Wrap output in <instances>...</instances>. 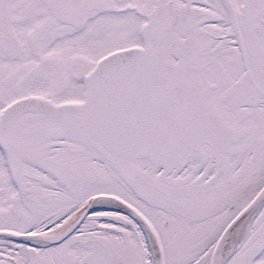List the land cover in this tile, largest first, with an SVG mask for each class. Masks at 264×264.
<instances>
[{
  "label": "snow or ice",
  "instance_id": "6c2138e0",
  "mask_svg": "<svg viewBox=\"0 0 264 264\" xmlns=\"http://www.w3.org/2000/svg\"><path fill=\"white\" fill-rule=\"evenodd\" d=\"M0 264H264V0H0Z\"/></svg>",
  "mask_w": 264,
  "mask_h": 264
}]
</instances>
